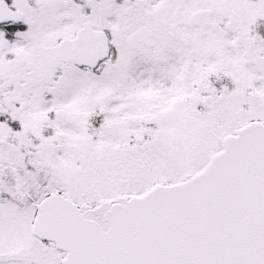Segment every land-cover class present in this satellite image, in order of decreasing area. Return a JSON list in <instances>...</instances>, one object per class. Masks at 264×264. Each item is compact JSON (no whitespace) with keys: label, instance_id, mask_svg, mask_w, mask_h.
I'll use <instances>...</instances> for the list:
<instances>
[{"label":"snow or ice","instance_id":"obj_1","mask_svg":"<svg viewBox=\"0 0 264 264\" xmlns=\"http://www.w3.org/2000/svg\"><path fill=\"white\" fill-rule=\"evenodd\" d=\"M0 264H264V0H0Z\"/></svg>","mask_w":264,"mask_h":264}]
</instances>
